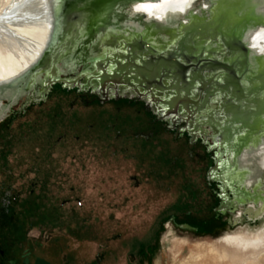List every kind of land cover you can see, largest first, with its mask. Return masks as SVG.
<instances>
[{
    "label": "rangeland",
    "instance_id": "obj_1",
    "mask_svg": "<svg viewBox=\"0 0 264 264\" xmlns=\"http://www.w3.org/2000/svg\"><path fill=\"white\" fill-rule=\"evenodd\" d=\"M111 34L67 56L55 77L39 76L10 102L0 96V251L18 262L27 252L50 264H188L190 250L220 248L225 233L264 229V208L255 211L263 172L253 185L231 168L227 180L210 179L224 155L191 142L173 115L161 121L168 102L157 110L84 88L91 50Z\"/></svg>",
    "mask_w": 264,
    "mask_h": 264
},
{
    "label": "water",
    "instance_id": "obj_2",
    "mask_svg": "<svg viewBox=\"0 0 264 264\" xmlns=\"http://www.w3.org/2000/svg\"><path fill=\"white\" fill-rule=\"evenodd\" d=\"M136 1L68 0L58 20L56 40L49 43L36 66L16 91L27 90L38 76L55 77L62 60L67 56L72 60L83 57L96 37L111 31L113 34L91 50L93 54L105 56V64L100 65L93 60L92 66L95 65L96 69L88 67L87 74H96V78H100L113 69L109 62L114 61L108 57L111 53L108 49L110 42L112 44L149 38L144 36L148 33L159 40L173 43L164 46L162 51L169 56L175 55L173 65L167 60L152 64L148 59L146 67H143L144 72L149 75L157 70L175 69V76L169 82L172 91L163 92L167 97L174 94L173 108L177 100L175 94H193L196 88H204L207 84L231 86L236 90L239 87L236 73H250L251 76H246L248 88L264 92V0H188L171 16L162 14L159 18L141 12L129 13L128 8ZM135 27L143 29L142 32L114 34L115 31L127 32L129 28ZM127 46H130L125 51L129 53L128 57L140 60V47L135 44ZM130 66L136 67L134 63ZM218 69L225 72V76L221 78L222 83L213 77L206 82L202 81L201 73L209 74ZM207 93L212 94V91L208 90ZM261 100L264 101V97ZM228 102L229 100L222 107L225 116L227 111L232 112ZM257 112L250 122L247 120L242 123L238 121L237 112L233 111L230 118L217 124V131L224 133L229 143L232 134L242 133L246 129L258 134L264 133V118L260 117L259 109ZM257 142L256 136L252 143ZM240 153L236 152L233 158L237 159ZM244 173L236 170L238 176L244 177ZM261 206H264V202ZM32 264L50 263L36 257Z\"/></svg>",
    "mask_w": 264,
    "mask_h": 264
},
{
    "label": "flooded vegetation",
    "instance_id": "obj_3",
    "mask_svg": "<svg viewBox=\"0 0 264 264\" xmlns=\"http://www.w3.org/2000/svg\"><path fill=\"white\" fill-rule=\"evenodd\" d=\"M127 44H135L140 47L138 50L140 60H132L128 57L129 53L125 51L129 50L130 46H127ZM170 44L173 43L159 40L156 37L142 38L134 41L129 40L119 43L112 42V44L110 42L108 49L111 53L108 57L114 61V63L109 62V65L111 64L113 69L109 70L104 77L101 76L100 78H96V75H90V77L85 79L83 86L86 89L91 88L92 93L97 94L102 99H106L109 96L117 98L127 95L128 97H135L145 106L149 105L151 108L157 110L166 108L167 102L170 104V108H173L172 103L174 94H170L167 97L163 92L172 91L169 82H171L172 78L175 76V69L167 68L166 71L157 70L150 75L146 74L143 70V67H146L148 59H150V63L152 64L167 60L169 61L168 63L173 65L174 63H172V61L175 62V55L169 56L162 52L163 47ZM148 48L151 49V52ZM104 60L105 56H100L99 53L94 59V62L96 61L98 64L104 65ZM130 61L134 63L137 68L131 67ZM115 62H117V64ZM183 65L187 64L184 63ZM92 67V70L96 69L95 65ZM137 71L139 73H137ZM224 74L225 72L221 69L212 71L209 74L201 73L203 79L201 80L206 82L209 78L213 77L216 81L222 83L221 78L225 76ZM249 75L250 73L248 72L243 74L236 73L239 83V87L236 90L231 86L218 87L213 84H207V86H203L204 88H196L193 94H178V96L175 94L177 100H175L174 110H164V117L161 121L173 115L175 120L171 119V122H175L177 125L185 124L184 126H180L179 131H186L187 135L191 138V142L200 139L204 146V152H215L214 156H218L221 153L224 155L225 160L215 162L213 168L214 172L208 174L210 179L222 181L220 176H223L224 180H227L231 176H226L223 172H228L230 168L236 176L237 164L236 159L233 157L236 152H241L237 158L243 156V149L253 144L252 141L258 135V133H254V131L250 132L249 129H246V131L242 133L232 134L229 138V143L225 134L217 131V124L223 123L230 118V114L233 113V111L237 112L238 121L242 123H245L243 121L248 120V122H250V120L254 119L255 117L253 114L258 113V109L259 113H261L260 117L264 118V101L261 100V98L264 97V92L258 89L250 90L248 88L246 76ZM208 90H210V92L212 91V94L207 93ZM235 97H237V99ZM227 100H229L228 104L231 105L232 112L227 111L225 116L222 107L227 104ZM242 116L245 117L242 118ZM207 129H209V132ZM226 158H228L229 161H227ZM216 171H218V173H216ZM239 178V180L245 182L244 177L239 176ZM222 185L223 189H225L226 185ZM232 192L236 195L234 190H232ZM33 260L34 259L30 260V256L27 252L23 254L18 262L14 252L6 254L0 251V264H29L30 261L33 263Z\"/></svg>",
    "mask_w": 264,
    "mask_h": 264
},
{
    "label": "bare ground",
    "instance_id": "obj_4",
    "mask_svg": "<svg viewBox=\"0 0 264 264\" xmlns=\"http://www.w3.org/2000/svg\"><path fill=\"white\" fill-rule=\"evenodd\" d=\"M67 1L42 0V4L28 3L21 6V0H0L1 100L7 99L10 102L16 93L22 92H17V87L36 66L49 43L56 40L58 20ZM186 1L188 0H137L128 8V12H141L154 18H159L162 14L171 16ZM14 4L17 6L13 7ZM68 63V59H64L59 66L67 69ZM242 155L236 159V169L245 172V182L253 185L258 176L264 173V137ZM263 208L261 206L255 211ZM252 211L248 208L245 214L251 216L254 214ZM216 241L220 248L206 245L198 251L190 250L184 262L198 264L208 257L215 264H264V258H258L264 252V229L225 233L216 238Z\"/></svg>",
    "mask_w": 264,
    "mask_h": 264
},
{
    "label": "snow or ice",
    "instance_id": "obj_5",
    "mask_svg": "<svg viewBox=\"0 0 264 264\" xmlns=\"http://www.w3.org/2000/svg\"><path fill=\"white\" fill-rule=\"evenodd\" d=\"M28 3H37V4H42V0H21V6H23L24 4H28ZM17 5H13V7H16ZM181 11H182V9H181ZM37 19L39 18V17H36ZM254 47H255V45H254Z\"/></svg>",
    "mask_w": 264,
    "mask_h": 264
}]
</instances>
